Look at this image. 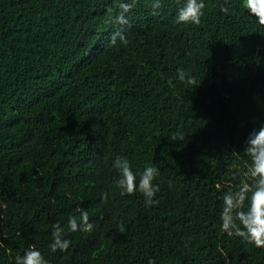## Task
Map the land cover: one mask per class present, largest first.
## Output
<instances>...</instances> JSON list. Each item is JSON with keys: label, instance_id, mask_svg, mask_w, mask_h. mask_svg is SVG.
Returning <instances> with one entry per match:
<instances>
[{"label": "trees", "instance_id": "1", "mask_svg": "<svg viewBox=\"0 0 264 264\" xmlns=\"http://www.w3.org/2000/svg\"><path fill=\"white\" fill-rule=\"evenodd\" d=\"M155 2L121 25L132 0H0V264L29 249L48 264H264L220 219L223 195L252 184L264 25L244 0H204L200 25L175 22L184 0ZM117 157L137 185L159 169L158 204L122 194ZM81 211L93 228L72 232ZM56 223L67 252L49 247Z\"/></svg>", "mask_w": 264, "mask_h": 264}, {"label": "clouds", "instance_id": "2", "mask_svg": "<svg viewBox=\"0 0 264 264\" xmlns=\"http://www.w3.org/2000/svg\"><path fill=\"white\" fill-rule=\"evenodd\" d=\"M136 0L132 3H120L118 8L122 11L116 17L117 23L127 25L128 20L124 13L130 12L135 5ZM244 6L254 15L260 25H264V0H244ZM153 9H159L161 4L159 0L152 5ZM206 4L204 0H184L176 14L175 22L177 24H193L200 25L201 18L204 16ZM227 11V9H222ZM122 43L127 44V40L123 34H120ZM115 36L111 43H115ZM178 76L181 82L194 84L192 77H187L183 70H178ZM181 140L183 137L180 138ZM176 140V136L172 137ZM245 153L250 157L251 164L248 167L247 175L251 178L252 184H244L237 191L229 190L223 195V208L220 219L221 227L228 236H239L249 244L255 245L256 248H264V125L258 129H254L245 142ZM114 167L119 170L120 178L116 181L117 186L122 190V194L133 195L138 190L145 197V205L152 207L159 201L154 199L160 191V186L154 183L159 175V169L155 166H146L143 172L139 174V182L137 185L136 174L132 170L130 162L126 158L117 157ZM171 187V182H169ZM249 201L247 210H243L245 201ZM78 224L77 217L72 216L68 221L70 231L77 230L91 231L93 225L89 223V215L87 211H81ZM241 225L243 227H241ZM52 233L53 241L49 245L52 252L60 250L67 252L71 241L64 239V229L59 223L54 226ZM121 233L125 231L123 224L118 225ZM16 264H48L43 255L35 249H29L23 256L17 257ZM149 264H154L150 260Z\"/></svg>", "mask_w": 264, "mask_h": 264}]
</instances>
